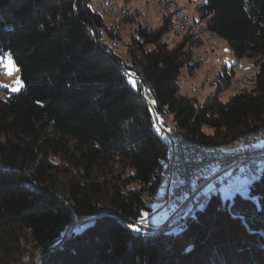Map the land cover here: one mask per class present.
I'll return each instance as SVG.
<instances>
[{"label":"trees","instance_id":"trees-1","mask_svg":"<svg viewBox=\"0 0 264 264\" xmlns=\"http://www.w3.org/2000/svg\"><path fill=\"white\" fill-rule=\"evenodd\" d=\"M87 3L0 0V55L22 80L18 92L0 87V249L9 258L0 264L25 252L35 264L81 217L39 264H264V165L247 195L211 194L179 231H136L133 223L153 212L168 159L153 112L207 147L264 144V0L196 6L208 33L236 58L259 63L251 91L227 102L216 92L203 104L180 95L177 83L191 65L185 44L203 43L200 36L180 34L182 43L169 47L165 15L157 30L135 29L124 58L101 40L102 31L117 35Z\"/></svg>","mask_w":264,"mask_h":264},{"label":"rangeland","instance_id":"rangeland-1","mask_svg":"<svg viewBox=\"0 0 264 264\" xmlns=\"http://www.w3.org/2000/svg\"><path fill=\"white\" fill-rule=\"evenodd\" d=\"M115 1L122 6L120 14L116 18L114 17L115 19L105 14L103 9V0H88L87 4L94 12L104 14V21L106 25L108 27H112L114 33H116L117 35L112 39L107 35V33L102 31L99 34L101 40L106 42L113 51H116L119 55L125 58L128 55L127 44L130 42L131 35L135 34V29L138 26H143L148 30L159 29L161 27V24L163 23L161 22L162 15L159 13L157 4L154 0ZM205 1L206 0H177L176 2L185 13L189 14L193 18H198V13L196 12L195 8ZM124 11L125 14L123 18H121V15ZM126 13L129 15H126ZM201 24L203 23L201 22ZM200 26L204 28L202 25ZM198 36L201 37V35ZM182 38L183 35H175L171 30H167L162 37V41L168 43L169 47H173L182 43ZM210 45L212 46V48H210ZM184 51H187V54L192 57L190 60L191 65H188L187 63L184 67H182L177 77L178 93L180 95L193 98L199 104H203L209 98V96L216 94L217 92L219 99L222 102H227L233 94L241 90L251 91L255 87V78L259 63L255 61V59H249L246 56L242 58H236L232 54L227 43L216 35L211 36L208 41L205 40L203 43H201L199 39L191 40L185 44ZM200 57L203 58V61L200 59ZM0 59H3V55H0ZM4 65L6 66L5 78H0V85H8L7 88L10 92H14L11 91V88L13 87H17L19 88V90H21L22 86L16 83V81L19 80L22 84L19 71L8 55H5L4 57ZM8 72H11V75H8ZM223 73H227V79H221V74ZM158 118L160 122H164L161 115H159ZM166 119L167 121H170L169 117H167ZM51 159L56 164L61 163V160L55 156H53ZM65 166L70 168V166L66 164ZM56 175L62 182H65L69 177L64 176L61 173H57ZM69 175L77 177L75 171H70ZM250 183V181L235 178L227 185L223 186L220 190H218L219 196L222 201L231 199L233 194L235 193H239L245 196L247 195V186ZM209 187L210 184L205 186V192H208L210 190L208 189ZM154 191L151 194L152 199ZM211 194L212 193H210V195ZM160 205V202L153 200V203H151L150 205L153 209V212L149 215L147 213V216L144 219L136 221V225L138 226L139 230L145 231L149 230L148 228H150V230H160L162 229L161 226L163 224H165L164 227L167 228L176 225L173 222L168 221L169 215H159L157 211ZM200 206L201 205H199L196 209H198ZM190 213L191 211H188L187 216L185 217H188V215H190V217L193 216L194 211L192 212V214ZM182 224L183 223L180 222V227L177 231L184 227ZM4 253L5 252L3 251V249H0V256L2 257V260L7 261V259L9 258H7L6 254ZM39 254L41 253H36L37 256ZM8 261L10 264H22L24 262L26 264H31V260L27 252L22 254L21 261Z\"/></svg>","mask_w":264,"mask_h":264},{"label":"built area","instance_id":"built-area-1","mask_svg":"<svg viewBox=\"0 0 264 264\" xmlns=\"http://www.w3.org/2000/svg\"><path fill=\"white\" fill-rule=\"evenodd\" d=\"M163 8H171L175 15H181L182 27L186 26L187 17L182 10H176L172 0H160ZM103 9L116 10V3L104 0ZM117 12V11H116ZM4 64L0 61V78L3 76ZM147 96V92H145ZM158 120V127L168 138L169 148L173 152V163L168 170V180L158 193L156 201L160 202L159 215H169L168 221L176 224L167 231L180 227V221L187 216L191 206H197L204 200L205 186L208 189H221L235 178L249 181L258 174V165L264 164V144L247 146L237 153L204 154L191 143H181L172 133L169 121ZM207 189V190H208Z\"/></svg>","mask_w":264,"mask_h":264},{"label":"bare ground","instance_id":"bare-ground-1","mask_svg":"<svg viewBox=\"0 0 264 264\" xmlns=\"http://www.w3.org/2000/svg\"><path fill=\"white\" fill-rule=\"evenodd\" d=\"M157 4V8L159 13L162 16L165 15H170L171 17V29L172 32L176 35H180L183 33H190V34H194V35H201V36H209L211 37L212 34L208 33L206 31L205 28H202L198 22L195 20V18L191 17L189 14L185 13L182 8L179 7V4L176 2V0H172L175 4H176V10H182V14L187 17V21H186V26L182 27V18L181 15H175V11H172L171 8H163V3H161L160 0H154ZM111 3H116V10L113 9H104V12L106 15L110 16V17H118V15L120 14L121 11V4L117 3L115 0H110ZM103 4H104V0H103ZM117 11V12H116ZM201 60H203V58H200ZM208 59V58H207ZM4 72H5V67L3 69V76H4ZM147 96L149 98V100L152 102V104H155L154 99L150 96V94L147 92ZM172 127V133L177 136L180 140L181 143H191L193 144V146L201 151V153L204 154H211V153H218L219 151H223L224 153H237L238 151H242L244 148H247V146H256L259 144H248V145H244L238 148H235L233 150H224L222 148L219 147H207L204 146L199 140L193 138V137H186V136H182L178 131H176L172 125H170ZM165 137V140L167 141V150H168V159H167V163H166V167L164 169V173H163V177L162 180L160 182V184L158 185V187L155 189L154 193H153V199L155 200L157 198L158 193L163 189V187L165 186V181L168 180V170L171 167V164L173 163V152L171 151V149L169 148V144H168V138L167 136L164 134L162 135ZM263 166V164H259L258 165V174L256 176H253L250 180H253L255 178L258 177L259 175V171L260 168ZM219 189H210L208 192H204V200L201 201V203H199L197 206H191L189 209V212L191 211L190 214H192L193 211L196 210V208L201 205L203 206L207 200L208 197L210 196V193L213 194V192H217ZM200 206V207H201ZM190 217V215H188V217L184 216V220H181L180 222H182L183 226H185V222L187 221V219ZM179 228L177 229H173L170 230V232L174 233L175 231H177Z\"/></svg>","mask_w":264,"mask_h":264},{"label":"water","instance_id":"water-1","mask_svg":"<svg viewBox=\"0 0 264 264\" xmlns=\"http://www.w3.org/2000/svg\"><path fill=\"white\" fill-rule=\"evenodd\" d=\"M132 76H133V75H132ZM133 77H134V76H133ZM136 78L138 79L139 82L142 81V79H141L140 77H137V76H136ZM141 84H142V82H141ZM145 100L147 101L146 98H145ZM153 119H154L155 124L158 125V124H159V123H158V119H157L156 114H155L154 112H153ZM219 190H220V189H219ZM217 193H219V191H218ZM103 213H105V212H103ZM96 214H98V212L91 213V214H88V215H84L83 217L92 216V215H96ZM81 218H82V217H81ZM81 218H77V219L75 220V222H73L72 224H69V225L64 229V231H63V233H62V239H61L60 241H58L56 244H54L53 247L50 248V249H48V250H52V249H54V248H57V247L61 244L62 240H64V239L66 238L68 228H69L70 226H72L73 224H75L76 222H78ZM133 223L137 224L136 221H134ZM164 226H165V224H163V225L161 226V228H163ZM170 227H171V226H170ZM168 228H169V227H168ZM168 228H167V229H168ZM148 229L150 230V228H148ZM151 230L153 231L154 229H151ZM48 250L43 251L41 254H39V255L37 256V258H36V260H35V264H39V260H40V258H41V257H42V256L48 251Z\"/></svg>","mask_w":264,"mask_h":264},{"label":"snow or ice","instance_id":"snow-or-ice-1","mask_svg":"<svg viewBox=\"0 0 264 264\" xmlns=\"http://www.w3.org/2000/svg\"><path fill=\"white\" fill-rule=\"evenodd\" d=\"M9 63H11V62H9ZM7 74H8V75H11V72H8ZM16 83H17V84H20V86H22V84H21V82H20L19 80H17ZM0 86L5 87V88L8 87V85H0ZM18 90H19V88H17V87H13V88H11V91H14V92H15V91H18ZM134 230L139 231V229H134Z\"/></svg>","mask_w":264,"mask_h":264},{"label":"crops","instance_id":"crops-1","mask_svg":"<svg viewBox=\"0 0 264 264\" xmlns=\"http://www.w3.org/2000/svg\"><path fill=\"white\" fill-rule=\"evenodd\" d=\"M103 14V13H102ZM201 25V24H200ZM204 27V26H203ZM212 36H215V35H212ZM202 37H204V38H202ZM208 37V38H207ZM201 38L203 39V42L206 40V41H208L209 40V36H201ZM207 38V39H206ZM213 41V40H212ZM212 41H210V42H212ZM210 48H212V46L210 45ZM116 52V51H115ZM117 53V52H116ZM4 57L5 56H3V59L1 60L0 59V61H2L3 62V64H4ZM4 67H5V72H6V66L4 65ZM5 72H4V78H5ZM13 73H14V71H13Z\"/></svg>","mask_w":264,"mask_h":264}]
</instances>
